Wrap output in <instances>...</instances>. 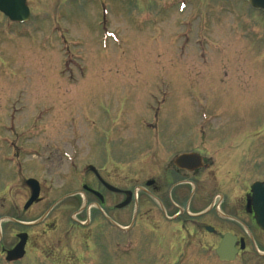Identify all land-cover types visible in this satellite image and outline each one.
<instances>
[{"label":"rangeland","instance_id":"374dc122","mask_svg":"<svg viewBox=\"0 0 264 264\" xmlns=\"http://www.w3.org/2000/svg\"><path fill=\"white\" fill-rule=\"evenodd\" d=\"M29 1L47 17L15 26L0 14V264L22 231L53 258L17 264H141L97 252L93 210L80 209L93 199L69 195L79 188L74 173L111 151L135 165L148 140L141 118L163 99L158 125L174 123L178 140L209 125L214 140L241 127L264 143V15L244 0H103L105 9L102 0ZM109 131L115 150L102 145ZM29 178L45 201L26 210ZM244 260L231 264H256Z\"/></svg>","mask_w":264,"mask_h":264},{"label":"flooded vegetation","instance_id":"af4514ba","mask_svg":"<svg viewBox=\"0 0 264 264\" xmlns=\"http://www.w3.org/2000/svg\"><path fill=\"white\" fill-rule=\"evenodd\" d=\"M24 1L30 17H47L40 11L32 13V2ZM74 1L77 0H69V6ZM100 5L105 9L103 0ZM227 6L223 1L224 13L231 11ZM160 114L161 110L157 109L149 119L141 118V128L148 140L139 147L142 158L134 160L135 165L116 159L115 151H111L102 162L91 156V164L74 173L79 188L69 195L93 199L81 202L80 209L89 203L93 210V218L88 222L97 252L106 249L111 257L116 255V248L123 246L125 257L132 256L141 264H207L219 262L216 250L228 236L235 253L233 263L245 259L264 264V232L256 225L251 202V187L257 183L264 185V143L257 140L259 134L253 129L224 128L221 133L217 131L222 136L218 141L213 138L211 126L205 125L190 127L188 134L178 140L174 138L178 134L174 123L158 125ZM169 119L174 122L173 118ZM120 125L114 129L118 138L128 128L125 122ZM109 133L102 144L104 148L107 144L116 145V136L111 140ZM127 145L125 139L122 147ZM96 146L97 142L93 143ZM42 188L40 184V194ZM27 191L30 195L28 188ZM44 201L39 195L36 202ZM21 224L15 221V226ZM83 224L80 223L81 227H87ZM101 228L110 231L106 237H97ZM19 234L23 231L15 233V242L8 250L19 243ZM26 234L24 257L46 255L51 261L52 253L32 246ZM119 235L121 243L116 242Z\"/></svg>","mask_w":264,"mask_h":264},{"label":"water","instance_id":"95a60500","mask_svg":"<svg viewBox=\"0 0 264 264\" xmlns=\"http://www.w3.org/2000/svg\"><path fill=\"white\" fill-rule=\"evenodd\" d=\"M252 8L262 10L264 12V0H248ZM0 12L7 16L11 21H24L27 19L29 12L25 7L23 0H0ZM36 183L29 181V184ZM252 206L254 218L259 228L264 232V186L255 184L252 187ZM38 189L33 188V194L27 206L32 204L37 199ZM21 244L18 248H14L7 254V260H17L22 257ZM232 239L225 237L217 250V255L221 261H230L233 258L232 252Z\"/></svg>","mask_w":264,"mask_h":264},{"label":"bare ground","instance_id":"6f19581e","mask_svg":"<svg viewBox=\"0 0 264 264\" xmlns=\"http://www.w3.org/2000/svg\"><path fill=\"white\" fill-rule=\"evenodd\" d=\"M251 200H252V197H251ZM255 217V216H254ZM255 219V218H254ZM256 222V221H255ZM256 225H257V223H256ZM258 226V225H257ZM258 228H259V226H258ZM260 229V228H259Z\"/></svg>","mask_w":264,"mask_h":264}]
</instances>
